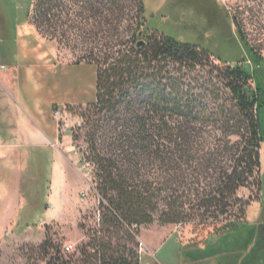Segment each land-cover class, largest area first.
I'll list each match as a JSON object with an SVG mask.
<instances>
[{
	"label": "rangeland",
	"instance_id": "obj_1",
	"mask_svg": "<svg viewBox=\"0 0 264 264\" xmlns=\"http://www.w3.org/2000/svg\"><path fill=\"white\" fill-rule=\"evenodd\" d=\"M143 2L149 29L207 48L229 64L244 61L245 69L255 76L252 85L264 91V63H256L250 52L253 46L264 58V0ZM137 8V0H0V39H4L0 42V66L10 70L12 58L23 54V102L39 110L38 118L50 139L46 146L23 156L27 163H23L19 186L23 199L19 204L11 193L13 172L0 165V264H46L39 248L47 238L60 245L64 254L80 260L83 244L99 229L103 209L96 187L101 180L96 177L89 135L92 123L104 114L94 116L96 111L87 106L96 97V67L75 64L92 59L102 62L106 55L131 48ZM216 59L211 65L222 69V61ZM203 68L211 70L207 64ZM198 70L203 71L198 68L196 74L204 75ZM53 105L62 112L60 125ZM67 105L71 107L67 109ZM260 120L263 143L258 184L247 176L245 186L237 192V198L249 204L246 222L232 226L231 215L202 218V211H188L183 224L164 225L157 220L142 227L137 238L142 264H181L184 251L180 244L205 245V255L235 250V264H264V106ZM243 134L233 122L211 125L200 134L199 160L193 169L184 165L182 172H168L166 164L151 159L139 169L138 179L164 184L182 175L179 184L186 196L193 182L191 188L202 190L221 170L230 171L242 148ZM98 148L103 153L102 147ZM58 150L61 172L68 180L62 203L50 204ZM209 158L215 161L213 171L199 165ZM84 192L88 196L81 201ZM200 254L197 251L195 256ZM223 260L221 257L216 263Z\"/></svg>",
	"mask_w": 264,
	"mask_h": 264
},
{
	"label": "trees",
	"instance_id": "obj_2",
	"mask_svg": "<svg viewBox=\"0 0 264 264\" xmlns=\"http://www.w3.org/2000/svg\"><path fill=\"white\" fill-rule=\"evenodd\" d=\"M137 1L131 48L106 55L102 62L75 64L96 67V97L87 106L96 111L94 116L104 114L92 123L89 135L92 162L101 180L96 187L103 209L99 229L83 244L82 259L77 261L47 238L39 248L46 264H142L137 239L141 228L157 220L183 224L188 211H202V218L231 215L232 226L246 222L249 204L240 201L237 192L247 176L258 184L264 91L252 85L255 76L244 61L229 64L207 48L149 29L144 2ZM250 52L256 63H264L253 46ZM213 57L222 61V69L211 65ZM206 64L210 71L203 68ZM198 68L204 75L195 73ZM221 121L225 126L233 122L244 132L230 171L221 170L202 190L191 188L193 182L187 196L179 184L182 175L164 184L138 179L139 169L151 159L166 164L168 172H182L184 165L193 169L201 132ZM199 165L205 171L215 169L213 158Z\"/></svg>",
	"mask_w": 264,
	"mask_h": 264
},
{
	"label": "crops",
	"instance_id": "obj_3",
	"mask_svg": "<svg viewBox=\"0 0 264 264\" xmlns=\"http://www.w3.org/2000/svg\"><path fill=\"white\" fill-rule=\"evenodd\" d=\"M0 40L1 43L4 42L3 38ZM20 49L23 50V41L20 43ZM12 59L14 62L10 70H7L6 66H0V165L5 164L6 169L13 172L11 189L14 190L11 193L18 199L19 204L20 200L23 199V193L19 191L20 181H23V163L26 162V160L23 161V156H28L31 149L46 146L50 139L44 131L41 119L38 118L39 110H36L34 105L23 102V85L21 82L23 54L19 52ZM57 153L51 182L50 204L62 203L63 200L60 198L63 197V189L68 180L61 172L62 165L58 159L61 153L59 150ZM47 216H49L48 212ZM168 242L169 240L164 242L156 253L163 250ZM180 247L181 251H184L181 264H235V253L237 254L235 250L205 255L202 253L205 250V245L194 247L180 244ZM197 251L201 252L202 255L195 256ZM221 257L224 260L221 263H216Z\"/></svg>",
	"mask_w": 264,
	"mask_h": 264
},
{
	"label": "built area",
	"instance_id": "obj_4",
	"mask_svg": "<svg viewBox=\"0 0 264 264\" xmlns=\"http://www.w3.org/2000/svg\"><path fill=\"white\" fill-rule=\"evenodd\" d=\"M218 60L216 59V58H212V63H214V64H216V62H217ZM54 117H55V119H57V120H59V125L61 124V122H60V118L62 117V112H61V110H57V111H55L54 112ZM87 196H88V194L86 193V192H84L82 195H81V201H85L86 200V198H87Z\"/></svg>",
	"mask_w": 264,
	"mask_h": 264
}]
</instances>
